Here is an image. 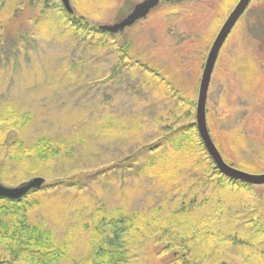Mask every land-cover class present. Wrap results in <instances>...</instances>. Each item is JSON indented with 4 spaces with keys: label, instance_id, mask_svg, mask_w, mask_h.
Segmentation results:
<instances>
[{
    "label": "rangeland",
    "instance_id": "rangeland-1",
    "mask_svg": "<svg viewBox=\"0 0 264 264\" xmlns=\"http://www.w3.org/2000/svg\"><path fill=\"white\" fill-rule=\"evenodd\" d=\"M141 1L70 0L71 22L89 25L86 33L71 26L60 0H0V114L11 108L28 116L23 126L8 130L24 146L40 137L59 145L46 160L28 154L13 160L3 148V185L35 176L45 181L16 205L3 198L0 205L9 212L24 207L29 225L51 233L63 252L53 264H96L111 249L107 242L117 220L134 215L137 223V214L183 207L192 208L199 227L213 220L207 231L245 228L255 244L224 245L207 254L205 241L204 257L193 262L264 264L255 251L264 252V235L255 232L264 229V184L247 191L215 178L207 184L201 150L179 163V177L171 183L157 166L147 165L166 160L160 167L172 166V138L195 122L208 49L238 0H182L172 7L161 0L145 19L117 33L92 32ZM206 123L228 164L264 173V0H250L218 53ZM185 138L197 147L193 129ZM193 196L207 200L187 207ZM7 214L0 212L3 221L14 219ZM121 245V256L108 264H166L171 258L154 238L138 247L135 239Z\"/></svg>",
    "mask_w": 264,
    "mask_h": 264
},
{
    "label": "trees",
    "instance_id": "trees-1",
    "mask_svg": "<svg viewBox=\"0 0 264 264\" xmlns=\"http://www.w3.org/2000/svg\"><path fill=\"white\" fill-rule=\"evenodd\" d=\"M66 12L65 15L67 16V20L70 18L69 23L77 32L83 28L86 30V33H89V25L82 24L80 19L71 22L73 18L72 14H67L68 12ZM91 30L92 32H103L99 30L98 27L91 28ZM27 119L29 118L26 114H22L21 116L16 114L11 108H5L2 111L0 114V153L3 151V148L8 146L7 155L13 160H21L27 157V154L39 157L41 160H46L57 155L59 145L52 140L40 137L33 146L26 147L21 141L17 140L16 137L10 136L8 130L11 127L15 129L16 127L23 126ZM190 125V129L188 127V130L186 132L184 131L183 135L177 138L174 136L175 138H172L176 155L172 158V166L169 167L167 171L162 166L160 167V163H164L166 160L159 161L158 163L148 161L147 165L149 167L157 166L161 172L166 174V179H169V183H171V180H177L179 177V163H182L185 158H191L196 151L198 152L201 150L204 159L200 160V165L207 184L215 178L217 180L216 182L223 183V186H237L246 191L250 189L253 186L252 184L227 177L214 167L213 162L202 146L195 122ZM191 129H193V134L196 136L198 149L194 144L189 142V138H185L187 134L189 135L191 133ZM33 191L36 190H31L27 194ZM22 198L19 200L3 198L1 200L3 202L15 204L22 201ZM204 200H207V198L198 200L196 196H193L190 200L191 204L187 207H201L197 204L198 202L203 204ZM213 205L214 207L212 210L216 213L220 208L218 201ZM185 209L188 211H185ZM191 209L192 208L183 207L174 209L170 212H161V209H158L155 212L151 211L145 215L139 214V216L137 214V223L134 222L136 219L134 215L130 216L128 219L117 220L113 223L111 237L107 242L111 249L104 255L98 256L96 264H108L109 260L113 257L121 256V250H119L123 247L121 243L126 242L128 244L129 241L131 242L134 239L137 240V247L143 245L145 241L150 238H154L156 243H162L164 246L161 249V253H170L171 256L166 264H199L198 262H193V259H196L195 257L202 258L203 250L205 249L202 248L203 246L201 244L205 241L210 242L209 252L207 254L213 250H221L222 247H225L224 245H239V243H243V245L249 247L255 245L254 242H250L246 238L247 232L245 228H241V230H239L240 228H236L238 229L237 231L231 232V230H229L230 233L224 234L219 231H214L213 229L207 231L204 227L208 225L213 226V220L209 222L200 221L201 225L204 227H199L195 215L192 214V211H189ZM16 210L17 212H15V210L9 212V207L0 205V212H7L9 216L14 215V219L8 220L9 218L6 217L5 221H3L4 219L0 216V259H4V261L10 264H53L60 260L63 256V252L55 246L51 233L48 230L29 225L25 219L24 214L26 210L24 207L18 206ZM246 222L249 223L252 222V220L245 221L244 223ZM255 232L259 236L264 235V229L262 228H256ZM242 239L245 242H243ZM252 241H255V239H252ZM207 247L205 248L207 249ZM255 251L264 256V252L259 250V248H255ZM216 264L229 263L220 259Z\"/></svg>",
    "mask_w": 264,
    "mask_h": 264
},
{
    "label": "water",
    "instance_id": "water-1",
    "mask_svg": "<svg viewBox=\"0 0 264 264\" xmlns=\"http://www.w3.org/2000/svg\"><path fill=\"white\" fill-rule=\"evenodd\" d=\"M63 7L68 13L72 12L70 0H60ZM159 0H143L137 3L132 11L122 19L115 21L112 24H101L98 29L108 32L110 34L117 33L123 30L127 26L134 24L138 19H141L147 15V13L158 4ZM250 0H238L236 5L228 14L227 18L223 22L221 28L216 34L212 45L206 56V60L203 66L198 96L195 108V124L198 136L202 142V145L214 164V167L223 175L235 180L243 181L252 185L264 184V173H248L242 171L234 166L228 164L217 147L215 146L206 123V101L208 87L211 79V74L216 62L218 53L225 42L231 29L245 11ZM45 179L40 176L32 177L27 181H23L17 186L10 187L5 186L0 182V198L9 200H19L31 190H37L42 187Z\"/></svg>",
    "mask_w": 264,
    "mask_h": 264
},
{
    "label": "flooded vegetation",
    "instance_id": "flooded-vegetation-1",
    "mask_svg": "<svg viewBox=\"0 0 264 264\" xmlns=\"http://www.w3.org/2000/svg\"><path fill=\"white\" fill-rule=\"evenodd\" d=\"M165 1H166L167 4H169L170 7H172L170 4L179 3V2H181L182 0H165ZM160 2H161V0H159L157 6L159 5ZM236 3H237V2H236ZM236 3L234 4V6L236 5ZM157 6H155L154 8H152V9L147 13V15H148L149 13H151L152 10H154ZM234 6H233V7H234ZM233 7H232V9H233ZM247 7H248V6H247ZM247 7H246V9H247ZM232 9H231V10H232ZM246 9H245V11H246ZM231 10H230V11H231ZM230 11H229V12L227 13V15L225 16L224 21H225V19L227 18V16H228V14L230 13ZM245 11H244V12H245ZM244 12H243V13H244ZM243 13L241 14V16L243 15ZM166 14H167V13H166ZM147 15H146L145 17L141 18V19H145V18L147 17ZM241 16H240V17H241ZM240 17H239V19H240ZM141 19H138V20H141ZM138 20H137V21H138ZM224 21H223V22H224ZM222 24H223V23H222ZM222 24H221V26H222ZM235 25H236V23H235ZM235 25H234V26H235ZM221 26L219 27V29L221 28ZM234 26H233V28H234ZM233 28L231 29V31H230V33L228 34V36L231 34ZM219 29H218V31H219ZM218 31H217V33H218ZM228 36H227V38H228ZM227 38H226V39H227ZM224 43H225V42H224ZM224 43H223V44H224ZM211 45H212V44H211ZM211 45H210V47H211ZM222 46H223V45H222ZM210 47H209V49H210ZM209 49H208V51H209Z\"/></svg>",
    "mask_w": 264,
    "mask_h": 264
}]
</instances>
